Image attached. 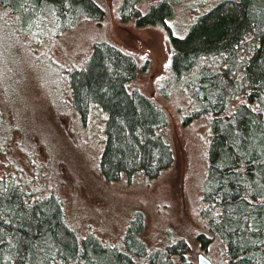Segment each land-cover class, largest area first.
<instances>
[{
	"label": "trees",
	"instance_id": "trees-1",
	"mask_svg": "<svg viewBox=\"0 0 264 264\" xmlns=\"http://www.w3.org/2000/svg\"><path fill=\"white\" fill-rule=\"evenodd\" d=\"M176 1L118 0L116 11L122 21L166 32L170 70L158 93L173 99L182 125L205 127V176L193 210L200 250L215 242L223 264H264V0H219L197 9L184 29L169 21ZM105 14L98 0H0V55L14 45L56 40L80 16ZM142 64L124 48L97 41L69 68L68 86L50 105L49 119L65 132L66 146L77 153L89 142L96 147L102 184L157 177L174 161L168 109L133 83ZM0 92V264H192L185 237L163 236L160 245L144 239L141 212L114 242L87 222L70 221L60 183L64 161L51 173L36 158V143L22 147Z\"/></svg>",
	"mask_w": 264,
	"mask_h": 264
},
{
	"label": "rangeland",
	"instance_id": "rangeland-1",
	"mask_svg": "<svg viewBox=\"0 0 264 264\" xmlns=\"http://www.w3.org/2000/svg\"><path fill=\"white\" fill-rule=\"evenodd\" d=\"M98 1L106 7L103 18L83 15L56 40L44 44L31 42L28 46L14 45L3 50L0 55V90L9 97L8 102L5 96V118L19 126L16 138L23 139L20 141L23 148H32V141L37 144L36 158L39 162L43 160V167L52 169L51 173L54 164L64 161L60 183L68 203L66 214L70 221L78 225L82 222L83 227L87 222L114 242L120 238L130 218L141 212L146 217L143 237L150 244L160 245L158 239L167 238V235L185 237L189 248L186 257L192 264H200L201 254L210 260V264H223L220 246L211 242L206 252H202L194 235L197 221L193 210L202 191L207 162L205 127L200 126L195 131L191 127L196 122L191 120L187 124L189 127L182 125L173 99L161 96L157 89L170 70L168 36L157 25L137 26L120 20L116 11L118 0ZM217 1L177 0L174 16L169 21L184 29L198 13L197 9L203 10ZM101 40L124 48L139 63H145L133 83L155 96L171 116L169 138L174 161L157 177L135 175L130 180L122 177L115 184L103 185L95 174L97 149L94 144L87 143L86 150L83 144L77 153L64 143L65 132L55 131L59 126L55 118L49 119L54 96L57 100L61 98L60 90L68 86L69 68L80 65L94 43ZM11 91L10 96L8 92ZM172 96L176 101L184 100L177 92ZM70 116L72 112L68 118L73 123ZM22 127L27 132L24 136ZM63 129L64 123H61L59 130L65 131ZM48 158H54L53 166ZM88 217L92 220L86 221Z\"/></svg>",
	"mask_w": 264,
	"mask_h": 264
},
{
	"label": "water",
	"instance_id": "water-1",
	"mask_svg": "<svg viewBox=\"0 0 264 264\" xmlns=\"http://www.w3.org/2000/svg\"><path fill=\"white\" fill-rule=\"evenodd\" d=\"M199 263L200 264H210V260L201 254L199 256Z\"/></svg>",
	"mask_w": 264,
	"mask_h": 264
}]
</instances>
